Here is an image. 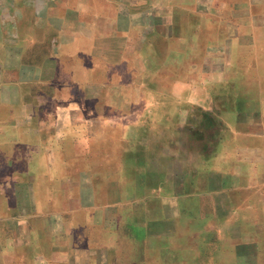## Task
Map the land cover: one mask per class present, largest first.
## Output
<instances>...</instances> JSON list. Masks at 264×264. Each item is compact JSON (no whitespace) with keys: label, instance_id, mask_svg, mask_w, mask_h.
Here are the masks:
<instances>
[{"label":"crops","instance_id":"1","mask_svg":"<svg viewBox=\"0 0 264 264\" xmlns=\"http://www.w3.org/2000/svg\"><path fill=\"white\" fill-rule=\"evenodd\" d=\"M0 264H264V0H0Z\"/></svg>","mask_w":264,"mask_h":264}]
</instances>
